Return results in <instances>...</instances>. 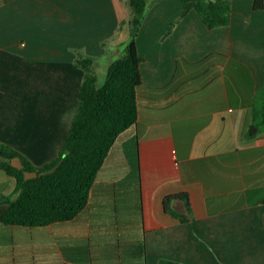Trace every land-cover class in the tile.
Segmentation results:
<instances>
[{"label": "crops", "instance_id": "obj_1", "mask_svg": "<svg viewBox=\"0 0 264 264\" xmlns=\"http://www.w3.org/2000/svg\"><path fill=\"white\" fill-rule=\"evenodd\" d=\"M228 1L229 24L208 28L182 0H147L136 123L76 216L0 220V264H264V132L246 136L264 82V6ZM129 17L127 0H0V142L37 166L56 158L79 108L76 50L105 77ZM14 188L0 170V195ZM179 193L190 209L171 207L185 220L164 203Z\"/></svg>", "mask_w": 264, "mask_h": 264}, {"label": "trees", "instance_id": "obj_2", "mask_svg": "<svg viewBox=\"0 0 264 264\" xmlns=\"http://www.w3.org/2000/svg\"><path fill=\"white\" fill-rule=\"evenodd\" d=\"M127 1L130 38L123 53L109 63L102 83L98 82L94 72L93 57L76 50L75 65L84 71L78 90L79 108L56 158L37 166L18 150L0 142V170L15 178L13 192L0 195V204H6L0 215L3 223L38 226L76 216L86 206L91 186L111 146L123 131L136 123L142 62L137 36L148 2ZM182 3L184 12L195 9L208 28L225 26L230 22L231 4L228 0H182ZM263 6V0H254V9H262ZM262 132L264 82L254 96L252 121L246 136L252 138ZM15 156L22 158V169L11 164L10 160ZM60 159V165L52 173L24 178V170L49 169ZM177 198L184 200L190 209L186 193L167 196L165 206L173 215L185 220L187 216L171 207V201ZM157 264L176 263L159 260Z\"/></svg>", "mask_w": 264, "mask_h": 264}, {"label": "water", "instance_id": "obj_3", "mask_svg": "<svg viewBox=\"0 0 264 264\" xmlns=\"http://www.w3.org/2000/svg\"><path fill=\"white\" fill-rule=\"evenodd\" d=\"M62 161V159H60V161L58 163H56L53 167L49 168V169H45L42 171H38V170H24V178L25 179H29V178H34V177H38L40 175H44L47 173H52L59 165L60 162ZM11 164L19 169H22L24 167V163L22 161V158L20 156H15L10 160Z\"/></svg>", "mask_w": 264, "mask_h": 264}, {"label": "rangeland", "instance_id": "obj_4", "mask_svg": "<svg viewBox=\"0 0 264 264\" xmlns=\"http://www.w3.org/2000/svg\"><path fill=\"white\" fill-rule=\"evenodd\" d=\"M101 74V73H100ZM104 79H105V77L103 76V75H100L99 76V80H98V82L99 83H102L103 81H104Z\"/></svg>", "mask_w": 264, "mask_h": 264}]
</instances>
